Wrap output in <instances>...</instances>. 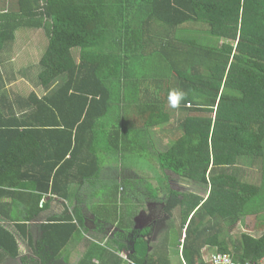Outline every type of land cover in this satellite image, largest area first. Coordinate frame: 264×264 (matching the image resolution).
Segmentation results:
<instances>
[{"label":"trees","instance_id":"obj_1","mask_svg":"<svg viewBox=\"0 0 264 264\" xmlns=\"http://www.w3.org/2000/svg\"><path fill=\"white\" fill-rule=\"evenodd\" d=\"M21 30L46 40L25 68ZM163 126L175 139L156 157L160 186L103 174L104 156L128 166ZM147 200L170 226L153 249V228L134 222ZM22 244L21 264H69L75 250L78 264L264 260V0H1L0 264Z\"/></svg>","mask_w":264,"mask_h":264},{"label":"rangeland","instance_id":"obj_2","mask_svg":"<svg viewBox=\"0 0 264 264\" xmlns=\"http://www.w3.org/2000/svg\"><path fill=\"white\" fill-rule=\"evenodd\" d=\"M1 2V0H0ZM23 32H26L25 34H31L32 37H29L28 39H25L24 37H26L25 34H23ZM18 37L19 39V43L20 45V52L17 54V56H14L13 60L15 61V64L18 67L23 66L24 68L28 65L34 64L35 62L39 61L40 59V49H42L43 44L46 45V40H45V36L42 32H37V33H30V31L27 30H21L18 32ZM30 35V36H31ZM23 43V44H22ZM24 83V82H22ZM25 84V83H24ZM169 123H175V118H172V120ZM164 128L163 127H156V128H151L150 129V133H151V140L150 143L147 145V148H145V153L143 155H138V157H136L135 159H130V161L128 162V166L126 168V164L123 165V163H115L113 161V157L108 155V156H104L103 159L105 160V164L104 166V172L103 174H107V176H109L111 170H113L111 172V174H114V172L117 169V167H119V172H120V176L123 175L124 177H132L133 180H136L137 182H135L136 186L141 187L144 189L145 191H149L147 189H145V186L147 188H149V184H142L139 183L138 181H141V179L143 177H146L145 181H149V179L151 180V184L154 188H157L158 186H160V184H158L156 181L153 182L157 177L161 178L162 176H164V172L160 167H159V162L157 160V155H158V151H167L168 146H170V143L168 145V142H165L164 140H162L164 138V136L161 134H159L160 129ZM163 134H165V137H172L175 139V134L172 135L170 132H164ZM178 135V134H176ZM152 141V142H151ZM143 148V150H144ZM189 148H193V146H189ZM157 151V152H156ZM152 156L151 160L148 159L149 156ZM127 162V160H125ZM104 163V161H103ZM121 170V171H120ZM103 178V177H102ZM101 178V180H102ZM149 178V179H148ZM158 178V179H159ZM169 178H173V179H177V188H179V190H184V191H194V187L192 185H190V187L188 185H186L185 183H182L180 181V179L178 177H176L175 175H173L172 173H169ZM118 181V180H117ZM117 181L113 184V188L114 189H118L119 188V184L117 183ZM131 182V180H129ZM170 181V179H169ZM138 183V184H137ZM100 184L98 186V189L100 188ZM180 186V187H179ZM187 186V187H186ZM120 193H122V191L120 190ZM121 195V194H120ZM148 195H151L150 193H148ZM164 198V197H163ZM164 207L165 204H159L156 203L152 200H147V203L145 204L144 208L139 209V212L141 210H145L146 213H155L156 214H160L162 215L160 219H157L158 221H161L163 219L166 218L165 223L164 224V220L163 222H160L156 225H150L153 228V235L150 237V243H151V248L153 249V246H157L158 242L160 240L163 239V235L165 236L166 233H168V229L170 228L169 224H168V215L165 213L164 211ZM88 217V225L90 226V228H93V224H94V214L93 213H89ZM149 220L150 223L153 221ZM148 221H146L145 223H147ZM148 223V224H150ZM255 223L253 225V227L251 228L250 231H256L255 227L257 228V230L259 229V227L257 226V222H252ZM140 224H142V222H140ZM144 224V223H143ZM176 226H172L171 227V232H170V237H171V243L174 242V240L177 237V230H176ZM244 230H248L247 228L240 230V226L238 229H236V231L234 232V235L232 237H234L235 239H237L239 237V233L241 231ZM107 234V233H104ZM107 237H112V234L107 235ZM179 248V247H178ZM177 249V248H176ZM181 250V249H180ZM33 254L29 251L28 247L26 244H22L21 245V253L20 256L16 259H8V261L10 262L9 264H19L20 263V259L23 256H32ZM120 256L123 259H127V256L124 252H122L120 254ZM83 257V252L80 250H75L71 253L70 256V263L69 264H78L80 262V260ZM174 259H177V254L175 253V257ZM176 261V260H175Z\"/></svg>","mask_w":264,"mask_h":264},{"label":"crops","instance_id":"obj_3","mask_svg":"<svg viewBox=\"0 0 264 264\" xmlns=\"http://www.w3.org/2000/svg\"><path fill=\"white\" fill-rule=\"evenodd\" d=\"M165 138V137H164ZM162 140H164V139H162ZM165 142H166V140H164ZM126 168H127V166H126ZM117 171L116 172H114V174H120V172H119V167H117ZM111 171H113V170H111ZM121 171V170H120ZM122 179H123V175H121V176H119V178H118V181H120V182H122ZM142 179H146V177H143ZM149 179V178H148ZM170 179V186L172 187V189H174V190H177V191H181V192H185L184 190H179V188H177L176 186V184H177V179H173V178H169ZM181 181V180H180ZM139 182V181H138ZM149 182H151V180L149 179ZM153 182H155V180L153 181ZM157 183H158V181H156ZM182 182V181H181ZM182 183H184V182H182ZM186 184V183H185ZM187 185V184H186ZM180 187V186H179ZM187 187V186H186ZM90 193H88L87 191H84V198H87V196L89 195ZM56 199V198H55ZM162 199V198H161ZM51 200V197L50 196H45L44 197V199H43V204L44 203H48L49 201ZM155 202V201H154ZM157 203V202H156ZM60 211H62V209L60 208V206L58 205V204H56V203H53L52 204V208L51 209H48V210H46V211H43L42 212V216H44V218H45V216H49L51 213H53V212H60ZM86 214V213H85ZM89 214H86V218H87V222H86V226L91 230V231H93L94 230V228H95V225L93 224V228H90V226L88 225V216ZM161 216L162 215H160V214H156L155 215V213H146V211L145 210H141V212H139V214L134 218V222H135V225H136V227L137 228H144V227H146V226H150V225H156V224H158V223H160V222H163V220H164V224H166L165 223V220H166V218L165 219H163V220H161V221H158L157 219H160L161 218ZM152 219H154L151 223H150V221L149 220H152ZM146 221H148L147 223H145ZM140 222H142V224H140ZM144 223V224H143ZM148 223H150V224H148ZM112 232H115V227L113 226L110 230H107L106 231V233L108 234V235H110ZM106 234V235H107ZM104 235V234H103ZM105 236V235H104ZM112 236H113V234H112ZM174 245V244H173ZM172 245V246H173ZM6 263H10L9 261H7ZM5 263V264H6Z\"/></svg>","mask_w":264,"mask_h":264},{"label":"built area","instance_id":"obj_4","mask_svg":"<svg viewBox=\"0 0 264 264\" xmlns=\"http://www.w3.org/2000/svg\"><path fill=\"white\" fill-rule=\"evenodd\" d=\"M129 253H127L126 256H128ZM208 264H241L235 262L230 255H222V254H216L213 255L208 261ZM183 264H186L184 261ZM246 264H251V263H246ZM264 264V260L260 263Z\"/></svg>","mask_w":264,"mask_h":264},{"label":"clouds","instance_id":"obj_5","mask_svg":"<svg viewBox=\"0 0 264 264\" xmlns=\"http://www.w3.org/2000/svg\"><path fill=\"white\" fill-rule=\"evenodd\" d=\"M184 98V93L180 91H172L169 94V101L173 108H176L179 106V102ZM126 255L128 252L123 251ZM129 256V254H128ZM127 256V258H128Z\"/></svg>","mask_w":264,"mask_h":264},{"label":"flooded vegetation","instance_id":"obj_6","mask_svg":"<svg viewBox=\"0 0 264 264\" xmlns=\"http://www.w3.org/2000/svg\"><path fill=\"white\" fill-rule=\"evenodd\" d=\"M29 257H31V256H29ZM20 261V263L19 264H21V260H19ZM6 264H9V263H6Z\"/></svg>","mask_w":264,"mask_h":264},{"label":"bare ground","instance_id":"obj_7","mask_svg":"<svg viewBox=\"0 0 264 264\" xmlns=\"http://www.w3.org/2000/svg\"><path fill=\"white\" fill-rule=\"evenodd\" d=\"M57 204V203H56Z\"/></svg>","mask_w":264,"mask_h":264}]
</instances>
